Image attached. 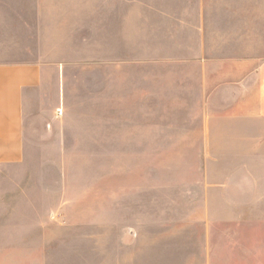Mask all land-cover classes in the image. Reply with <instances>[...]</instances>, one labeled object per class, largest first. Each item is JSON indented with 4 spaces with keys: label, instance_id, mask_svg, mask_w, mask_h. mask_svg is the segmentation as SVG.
Here are the masks:
<instances>
[{
    "label": "rangeland",
    "instance_id": "rangeland-1",
    "mask_svg": "<svg viewBox=\"0 0 264 264\" xmlns=\"http://www.w3.org/2000/svg\"><path fill=\"white\" fill-rule=\"evenodd\" d=\"M84 37L85 61L63 67L76 97L46 120L38 115L60 106L57 84L37 100L40 161L0 164V264H264V170L243 180L228 150L210 156L200 140H173L192 126L166 125L176 121L171 110L111 106L101 144L95 54ZM101 72L111 90L110 66Z\"/></svg>",
    "mask_w": 264,
    "mask_h": 264
},
{
    "label": "crops",
    "instance_id": "crops-1",
    "mask_svg": "<svg viewBox=\"0 0 264 264\" xmlns=\"http://www.w3.org/2000/svg\"><path fill=\"white\" fill-rule=\"evenodd\" d=\"M84 36L95 54L101 144L111 106L171 110L176 121L166 125L192 126L173 140H200L210 156L228 150L243 180L264 170V0H0V164L40 161L37 100L57 84L62 106L38 115L46 120L76 97L63 67L85 61ZM104 65L111 90L103 72L98 79ZM129 80L142 85L121 88ZM205 161L209 170L219 159Z\"/></svg>",
    "mask_w": 264,
    "mask_h": 264
},
{
    "label": "built area",
    "instance_id": "built-area-1",
    "mask_svg": "<svg viewBox=\"0 0 264 264\" xmlns=\"http://www.w3.org/2000/svg\"><path fill=\"white\" fill-rule=\"evenodd\" d=\"M59 114H62V112H61V111H59Z\"/></svg>",
    "mask_w": 264,
    "mask_h": 264
}]
</instances>
